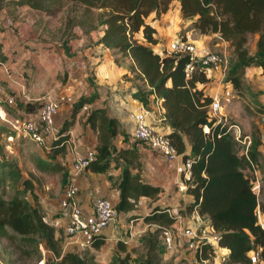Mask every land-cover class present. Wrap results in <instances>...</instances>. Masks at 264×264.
Segmentation results:
<instances>
[{
    "label": "trees",
    "instance_id": "obj_1",
    "mask_svg": "<svg viewBox=\"0 0 264 264\" xmlns=\"http://www.w3.org/2000/svg\"><path fill=\"white\" fill-rule=\"evenodd\" d=\"M178 3L180 15L192 19V25L200 33L218 37L229 42L231 59L228 58L226 81L238 91L249 89L244 74L250 66H260L264 72V0H0V8L7 7L13 19L15 10L26 8L40 16L59 13L70 5L64 18L67 29L65 35H72L75 27L84 34L102 31L95 44L114 50L123 58L133 60V70L144 80L149 90L138 88L132 96L150 109V97H159L165 112L163 123L170 127L167 136L176 147L183 162L191 159V176L186 180V192L191 199L184 205L169 212L172 205L152 204L146 214H138L134 209L141 197H154L161 190L145 179L142 140L136 139L120 123L117 116L106 108H93L86 113L85 124L98 132V142L94 147L95 159L89 167L104 170L112 160H122L123 170L119 182L120 198L116 203L119 215L129 212L128 218L135 220L142 216L143 223H149L141 235L140 242L146 249L145 264H165L161 260L162 235L178 220V215L191 216L194 211L208 220L213 232L218 235L217 244L199 242L191 257L194 263L209 256L217 247L229 250L227 264H264V229L258 223L257 207L264 212V155L259 149L262 143L259 134H253L245 152V145L239 143L226 127L209 117L212 96L204 86L210 80L206 69H198L186 76L185 65L191 60L189 52L175 54L158 50V29L151 20L160 19ZM4 28L0 26V31ZM138 34H141L138 36ZM257 34L255 48L249 47L250 36ZM68 41V40H67ZM67 55L70 46L60 44ZM1 62L5 55L1 52ZM117 59V58H116ZM91 93L77 96L71 106L75 119L84 105L100 98L98 87L88 78ZM5 87L7 93L15 95L13 88ZM26 93L23 98H14L7 109H22L18 117L37 114L43 104V95ZM257 93V92H256ZM255 98V97H254ZM2 105H7L0 99ZM256 113H264V103L255 98ZM14 109V111L16 110ZM71 118L59 125V131L44 155L36 159V167L42 171H59L64 168L58 156L65 154L69 140ZM71 123V124H70ZM210 132L204 131V126ZM12 132L0 126V142L3 134ZM1 161V160H0ZM259 169L262 175L261 199L254 190L251 172ZM4 175L6 170H4ZM18 175V169L7 171ZM68 177L63 170L62 181ZM23 189L7 199L0 194V237L17 247L27 257L43 258L45 264H98L93 254H80L65 250L63 239L57 234L54 223L48 221L42 211L40 197L34 189V182L22 178ZM103 233L92 240L91 248H100L106 242ZM19 242V243H18ZM122 250L126 245L118 242ZM259 254V260L254 254ZM188 254L184 252V260ZM132 253L126 250L120 264H128ZM181 259V260H182Z\"/></svg>",
    "mask_w": 264,
    "mask_h": 264
},
{
    "label": "crops",
    "instance_id": "obj_2",
    "mask_svg": "<svg viewBox=\"0 0 264 264\" xmlns=\"http://www.w3.org/2000/svg\"><path fill=\"white\" fill-rule=\"evenodd\" d=\"M174 11L175 13L173 14V9H169L160 19L152 20V24L158 29V43L155 45L158 50L165 49L170 44L169 41L177 37L175 26L180 21L177 18V14L179 15L180 12L177 4L174 7ZM9 13L10 11L7 7L0 8V25L4 28L0 31V42H2L1 51L3 50L2 52L6 56L0 68V72L5 80L0 82V84H5L7 87L13 88L16 92L14 98H23L22 96H25L26 93L27 95L39 94L40 92H48L49 90L74 94L75 96L83 93H91L95 88H90L89 77L94 80L100 94V98L90 104L84 105L75 119L71 115L72 103H64L61 106L55 116L56 124L60 125L68 118L72 120V124L70 123V136L67 143V150L64 155L58 156V160H60L64 168L54 172L42 171L37 168V172L45 174L46 178L50 177V175H55L57 179L62 181L63 170H68V177L62 182L65 183V186L71 180L78 184L79 192L76 200L85 214L93 211V200L97 196L107 197L116 205L120 198L119 182L124 166L121 159L118 161L112 160L110 165L104 170H95L92 167H88L78 174L72 170V162L76 151L86 152V150L94 148L98 142V132L84 122L86 113L90 109L106 108L110 114L119 118L120 123L126 127L130 134L133 133L134 126L132 120L129 118V113L139 110L142 107L147 108L141 101L132 96V92L139 87L130 78L125 76L127 74L126 68L119 70L115 66L110 49H105L102 45H83L82 50L78 54L67 56L61 48L34 47V43L27 42V40L17 42L13 29L7 25L9 22L8 17H10ZM189 23L187 22L183 28L185 29ZM193 30L196 29L193 28ZM102 33V31L98 32V37ZM92 34L94 35V33ZM140 35L138 34V36ZM187 35H190V32H187ZM203 35V37H199L200 40H196L195 36L191 40L197 46L199 53L202 54L207 51H213L214 49H222L223 51L231 49L228 41L220 37L213 41L211 40L212 37ZM163 37L165 41L170 37L167 40L169 42L168 44L167 42L166 45L161 43ZM100 48H103L102 52L104 53L102 56L95 58V56L85 55L84 57V54H89ZM254 48L255 44L253 46ZM102 52L100 50V53ZM128 60L130 61V66H133V60L131 58H128ZM93 62L96 63L95 67L91 66ZM8 70H11V72ZM133 71L137 74V70ZM10 76L17 79L20 85L13 86L10 82ZM244 76L245 83L257 89V96L259 97L257 98L260 102L264 103V72L262 68L260 66H250L246 69ZM208 77L210 78L211 75L208 74ZM140 82L142 83V87H146L149 90V86L144 80L140 79ZM207 83L209 81L205 84H200V86H204L205 92L213 96L223 89L226 81L224 83L220 82L221 85L218 84L212 89L206 86ZM150 100V109L153 111L152 122L155 125H159L160 129L167 133L170 131V127L166 126L165 123L162 124L165 109L159 97L152 95ZM7 105L9 106V104ZM228 106H225L224 110L229 116L230 110L227 109ZM13 108L16 109V107ZM13 113L24 114L22 109L13 110ZM260 115L264 119V113H260ZM250 138L252 139L251 136ZM261 140L262 143L259 149L263 153L264 140L262 137ZM141 152L146 161L144 163L145 179L155 185H160L161 190L152 198H140L138 206L134 209L138 214L148 213L150 205L152 204L166 202L172 205V211H176L184 205V202L191 199L190 195L186 192L187 177L184 175V166L181 157L169 160L159 151L145 145L141 146ZM40 154L41 156L44 155V148L42 147ZM254 173L256 174L255 178L258 177L262 181V175L259 169L255 168ZM34 174L37 175L36 172ZM183 184L186 185L185 188L181 187ZM64 188L60 185L59 189L56 190L60 193H56V196L49 197L47 192L52 191H47L49 184L47 182H41L39 184L37 178L34 179V189L40 197L42 211L46 219L55 224L57 234L62 237L63 246L66 249L79 245L65 232L68 216L67 212L60 207V200L63 197ZM128 215L129 212H122L116 222L110 224L103 230L102 233L107 239L106 244L107 242L115 244L120 240L125 242L129 240L132 242L133 240H137L148 228H151L149 223H143L142 216L131 220L128 218ZM196 216V211L191 216H182L170 228L175 235L176 249L180 247L181 253L183 252L182 254L184 252L186 253V250L182 246L185 241V237L182 235V228L189 221L196 219Z\"/></svg>",
    "mask_w": 264,
    "mask_h": 264
},
{
    "label": "built area",
    "instance_id": "obj_3",
    "mask_svg": "<svg viewBox=\"0 0 264 264\" xmlns=\"http://www.w3.org/2000/svg\"><path fill=\"white\" fill-rule=\"evenodd\" d=\"M166 53L175 54L179 52H189L191 60L185 65L186 76H190L198 69H213L216 71H225L228 68V56L225 52L207 51L199 53L197 46L186 37L177 35V37L170 42L165 48ZM0 64H3L0 61ZM10 82L13 86L20 85V82L10 76ZM3 99L7 104L14 103V96L7 93L5 87L0 84V99ZM77 96L74 94H66L49 90L42 99L43 104L38 110L37 114L30 117H17L10 123L12 125V133L8 136L13 140L16 136L28 137L42 148H47L50 141L57 136L59 125L55 122V116L64 103L71 104L76 100ZM237 98V93L233 85L226 81L223 89L212 96L209 104V117L213 118L216 123L226 127L235 139L245 145V152L251 138L248 134L243 132L242 128L237 122H232L225 113L224 107L230 105ZM0 115L5 117L7 112L4 109L0 100ZM129 118L133 122V137L140 139L147 146L159 151L167 159L174 160L180 157L176 147L172 144L167 133L160 129L159 125L152 122L153 111L149 108H140L139 110L131 111ZM151 119V121H150ZM206 133L210 132V127L206 124L204 126ZM95 159L94 148L86 150V152L76 151L72 162V170L78 174L90 166ZM184 175L187 179L191 176V159H186L183 162ZM253 188L258 194L261 193V180L256 177L253 179ZM185 188L186 185L181 186ZM79 192L78 184L71 180L64 188L63 197L60 200V207L67 212L68 220L66 225V234L72 237L78 245L82 247L89 246L97 234L110 224L117 221L119 217L118 210L115 204L104 196H97L93 200V211L85 214L76 200ZM258 223L264 229V213L260 207H257ZM171 212V209H169ZM196 219L189 221L182 228V235L185 237L183 248L187 253L193 254L201 241H207L214 245L217 244L218 235L213 232L209 222H206L203 216L196 211ZM178 220L182 217L178 215ZM177 220V221H178ZM161 248L164 252H172L176 249L175 235L172 229L167 230L161 237ZM229 257V250L224 247H217L208 257L199 259V264H227ZM254 258L259 260V254L255 253Z\"/></svg>",
    "mask_w": 264,
    "mask_h": 264
},
{
    "label": "rangeland",
    "instance_id": "obj_4",
    "mask_svg": "<svg viewBox=\"0 0 264 264\" xmlns=\"http://www.w3.org/2000/svg\"><path fill=\"white\" fill-rule=\"evenodd\" d=\"M176 4L178 5V3H175L171 8L173 9V14L175 13L174 7L176 6ZM69 7L70 5H66L59 13L45 16H40L32 10L26 8H18L17 10H15V16H17V19H13L12 15L9 13L10 17H8L9 22L7 25L8 27L11 26V28L13 29V33L17 38V42L27 40V42L34 43V47L44 46L46 48L60 47V44H63L65 46H70L71 50L69 54L73 56L78 54L79 51L82 50L83 45L95 44L96 39L98 37V32H100V30L92 32L94 33V35L92 33L87 35L84 34L79 27H75L72 35H65L67 29H65L64 26V18L67 15ZM177 18L180 20L178 21L179 24L175 26V32L177 33V35L186 37L190 41L194 36L196 37V40H200L199 37L204 36L197 29L193 30L194 27L192 25V19H184L180 15V12L179 15L177 14ZM187 22L190 23L184 29L183 26L186 25ZM187 32H190L191 36L187 35ZM207 36H210V38L212 37L211 40H213V36ZM168 39H170V37H168ZM256 39L257 34L250 36L249 47L251 49H253L254 42ZM167 40L165 41L163 37L161 43L166 45ZM80 42L81 44H79ZM169 42H167V44ZM100 50L102 52L103 48L97 49L89 54H84V57L85 55L95 56V58L100 57L104 53H100ZM110 51L112 58L115 62V66L119 70H121L122 68H126L127 74L125 76L130 78L132 82L142 90H147L146 87H142V83L140 82V79L137 77V75L134 73L133 66H130V61L128 60V58H123L122 55H118L114 50ZM213 51L225 52L228 58L231 59V50L227 49L226 51H223L222 49H214ZM1 60L2 58L0 56V61ZM91 64L92 67L96 66L95 62ZM1 66L2 64H0V68ZM207 70V74L211 75L209 83L206 84V86H209V89H212L218 84L221 85V83H224L226 81L228 68L223 72L216 71L213 69ZM8 71L11 72V70ZM3 80H5L4 76L0 72V82H3ZM249 86V89L246 90L245 88V91H238L237 89H235L237 93V98L232 104L227 107V109L230 110L228 118L232 122H237L242 128L243 132H245L246 134H249L251 137L253 134H259L264 140V119L262 115L256 113V102L258 101H256L255 98L258 94L256 93L257 89L253 88L252 85ZM7 106L8 105L3 106L5 110L7 109ZM12 109L14 110V108ZM6 112V118L0 115V126H5L8 130H10V132H13L11 129L12 125L10 122L17 118L18 115L16 113H11L8 110H6ZM232 115L233 117H231ZM2 136L3 139L0 142V194L3 197L9 199L13 195H15L18 190H22V178H30L33 182L34 179L37 178V182H39V184L41 182H47L49 184V189L47 191L52 190L51 192H47L49 194V197L56 196V193H60L56 190L59 189L60 185H62V187H65L64 182H62L60 179H57L55 175H50V177L46 178L45 174L37 172L38 169L36 167V159L41 156L40 146H38L35 142L31 141L28 137L25 136H15L13 140H10L8 138L9 135L3 134ZM262 154L264 155V152ZM14 169H18L19 173L17 176H15V174L10 175L7 173V171H13ZM4 170H6L5 175L3 173ZM34 172H36L37 175L34 174ZM255 176L256 174L251 172V178L255 179ZM258 198H262L261 193ZM145 232L146 231H144V233ZM140 238L141 236L137 240H133L132 242L129 240H126V242L122 241V243L127 246L125 250H122L118 243L112 244L110 242H107V244L105 243L100 248L95 249L91 248V246L82 247L79 244V246L68 247L65 250L76 251L80 254H94L97 257L98 264H120V259L124 258V256L126 255V250H129L132 253V256L128 264H145L146 249L144 245L141 244ZM159 251L161 254V260L165 264H195V261H193L191 257L187 256L189 255V253L186 254L187 257H185L184 260L182 259L184 254H182L183 252L181 253L180 247H177V249L172 252H164V250L161 249ZM190 253L193 254L192 252ZM0 264H45V260L43 258L40 259L34 256L27 257L21 254L20 250L17 247L10 245L6 238L0 237Z\"/></svg>",
    "mask_w": 264,
    "mask_h": 264
}]
</instances>
